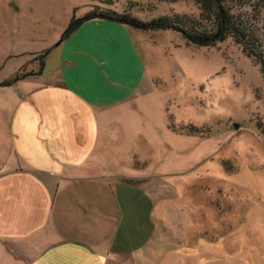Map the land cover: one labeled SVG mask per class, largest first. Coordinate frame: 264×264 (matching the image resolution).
I'll use <instances>...</instances> for the list:
<instances>
[{"label": "rangeland", "instance_id": "rangeland-1", "mask_svg": "<svg viewBox=\"0 0 264 264\" xmlns=\"http://www.w3.org/2000/svg\"><path fill=\"white\" fill-rule=\"evenodd\" d=\"M95 8L141 20L201 11L196 0H0V96L37 87L15 78L39 71L47 51L48 75L70 19ZM136 34L154 87L136 102L138 112L123 118L125 167L157 176L155 224L171 242L165 264L170 257L180 264H264V81L258 68L230 38L200 47L171 30ZM113 125L115 138H122L120 124Z\"/></svg>", "mask_w": 264, "mask_h": 264}, {"label": "crops", "instance_id": "crops-1", "mask_svg": "<svg viewBox=\"0 0 264 264\" xmlns=\"http://www.w3.org/2000/svg\"><path fill=\"white\" fill-rule=\"evenodd\" d=\"M136 33L85 21L37 87L0 96V264L166 263L157 176L125 167L123 118L154 87Z\"/></svg>", "mask_w": 264, "mask_h": 264}, {"label": "trees", "instance_id": "trees-1", "mask_svg": "<svg viewBox=\"0 0 264 264\" xmlns=\"http://www.w3.org/2000/svg\"><path fill=\"white\" fill-rule=\"evenodd\" d=\"M167 1V0H166ZM176 1V0H168ZM200 6L198 16L160 15L150 20H141L129 12L118 13L111 9L95 8L81 17H72L61 34L66 39L83 22L103 19L140 31L171 30L181 34L190 44L200 47L214 46L230 38L255 65L264 81V0H196ZM48 52V51H47ZM47 52H45L47 54ZM40 56V70L36 73L20 74L15 79L39 74L43 67ZM5 81L2 85H8ZM264 134V130H261Z\"/></svg>", "mask_w": 264, "mask_h": 264}, {"label": "water", "instance_id": "water-1", "mask_svg": "<svg viewBox=\"0 0 264 264\" xmlns=\"http://www.w3.org/2000/svg\"><path fill=\"white\" fill-rule=\"evenodd\" d=\"M234 127H237V124H234Z\"/></svg>", "mask_w": 264, "mask_h": 264}]
</instances>
